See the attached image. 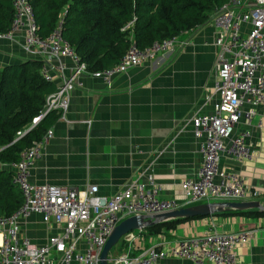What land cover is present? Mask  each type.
<instances>
[{"label": "built area", "instance_id": "2783aa9c", "mask_svg": "<svg viewBox=\"0 0 264 264\" xmlns=\"http://www.w3.org/2000/svg\"><path fill=\"white\" fill-rule=\"evenodd\" d=\"M12 7L11 26L7 32H0V40H11L15 32L23 30L22 48L31 54L58 58L54 69L62 81L61 86L46 95L41 113L32 119L28 129L51 111L65 119L70 92L83 86L78 80L81 73L87 72L110 84L117 74L152 61L157 54L173 51L183 43L178 35L154 40L143 48L131 41L118 62L104 69L88 70L87 64L79 59L63 37L60 22L47 37L40 38L36 34L34 10L28 0H12ZM211 23L217 30L213 91L218 102L213 113L196 114L192 118L201 164L194 178L181 181L183 203L161 197L160 186L151 172L131 179L110 197L100 195L95 184L77 190L32 183L30 169L53 135L49 128L40 140L23 149L17 162L10 165L14 171L13 182L21 190L23 203L9 216L0 215V264H99L108 236L125 218L152 216L208 201H251L264 197V188H255L241 175L219 166L223 154L241 161L255 158V151L247 142L251 131L233 132L242 114L249 124L258 116L254 126L264 127V0H227L212 12ZM62 57H70L74 62L69 76L64 74L65 65L59 59ZM41 74L46 81H52L46 66H41ZM259 107L263 109L257 113ZM33 212L41 213L44 222L53 220L61 225V232L50 235L41 245L21 236L18 221ZM133 232L123 238L126 241L133 239ZM252 232L249 229L221 231L212 227L203 235L154 242L136 254L128 249L109 257L108 262L156 264L159 259L171 256L193 264H234L235 248L246 243Z\"/></svg>", "mask_w": 264, "mask_h": 264}, {"label": "crops", "instance_id": "0c3cea01", "mask_svg": "<svg viewBox=\"0 0 264 264\" xmlns=\"http://www.w3.org/2000/svg\"><path fill=\"white\" fill-rule=\"evenodd\" d=\"M216 35L210 15L195 29L178 34L183 43L176 49L159 53L154 60L117 74L110 84L87 72L81 73L78 80L83 86L70 92L65 119L58 116L50 126L53 135L31 167L30 181L77 190L95 184L100 195L110 197L131 179L151 172L160 186L161 197L183 203L181 181L194 178L201 164L192 118L196 114L213 113L218 102L213 91ZM22 44L23 30L15 32L9 41L0 40V66L25 59L39 60L52 76L54 86H61V78L54 69L58 58L28 53ZM59 59L65 65V76H69L74 68L73 60L70 57ZM262 109L259 107L257 113ZM241 117L233 132L251 131L247 142L254 149L255 158L241 161L223 154L219 166L262 189L264 127L254 126L258 116L251 124L244 114ZM259 201L264 203V197ZM18 227L21 236L38 245L44 244L50 235L61 232V225L53 220L44 222L38 212L21 218ZM212 227L221 231L252 230V237L235 248L234 264H264V217L244 215L188 219L167 233L154 235L146 234L144 228L134 230L137 234H133V239H120L119 253L130 249L136 254L154 242L203 235ZM156 264L193 263L167 256Z\"/></svg>", "mask_w": 264, "mask_h": 264}, {"label": "trees", "instance_id": "16d2710c", "mask_svg": "<svg viewBox=\"0 0 264 264\" xmlns=\"http://www.w3.org/2000/svg\"><path fill=\"white\" fill-rule=\"evenodd\" d=\"M226 1L28 0L36 16L37 36L47 37L60 22L63 37L88 70L104 69L118 62L131 41L143 48L154 40L189 32ZM13 16L12 0H0V32L9 30ZM41 66V61L32 59L0 66V215L9 216L23 203L9 166L17 162L23 149L40 140L58 118L51 111L28 129L32 119L41 113L46 95L56 89L42 76ZM20 131L22 135L18 134ZM215 215L264 217V212L233 210L210 216ZM188 219H171L143 230L151 235L167 233Z\"/></svg>", "mask_w": 264, "mask_h": 264}, {"label": "water", "instance_id": "95a60500", "mask_svg": "<svg viewBox=\"0 0 264 264\" xmlns=\"http://www.w3.org/2000/svg\"><path fill=\"white\" fill-rule=\"evenodd\" d=\"M253 211L264 212V203L259 200L251 201H229V202H206L192 206L180 207L178 209L156 214L152 216H131L119 222L111 231L100 254L99 264H109L108 253L119 240L131 231L146 228L156 223L176 218H193L210 216L216 213L228 211Z\"/></svg>", "mask_w": 264, "mask_h": 264}, {"label": "rangeland", "instance_id": "374dc122", "mask_svg": "<svg viewBox=\"0 0 264 264\" xmlns=\"http://www.w3.org/2000/svg\"><path fill=\"white\" fill-rule=\"evenodd\" d=\"M133 234H137V232L135 231ZM119 244H120V240H119V242H118L115 246H113V247L111 248V250L109 251V253H108V256H109V257H113V256L118 255L117 253H119ZM110 264H114V263H110Z\"/></svg>", "mask_w": 264, "mask_h": 264}, {"label": "bare ground", "instance_id": "6f19581e", "mask_svg": "<svg viewBox=\"0 0 264 264\" xmlns=\"http://www.w3.org/2000/svg\"><path fill=\"white\" fill-rule=\"evenodd\" d=\"M34 10V9H33ZM35 18H36V16H35ZM19 33V32H18ZM16 35V34H15ZM9 41V40H8ZM14 41V40H13ZM97 79V78H96ZM242 118V117H241ZM241 120V119H240Z\"/></svg>", "mask_w": 264, "mask_h": 264}]
</instances>
